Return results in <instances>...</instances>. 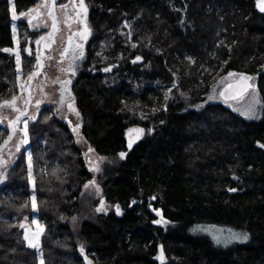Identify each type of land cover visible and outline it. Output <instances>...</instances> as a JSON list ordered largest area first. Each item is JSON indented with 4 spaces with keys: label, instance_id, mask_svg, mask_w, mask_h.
Here are the masks:
<instances>
[{
    "label": "trees",
    "instance_id": "obj_1",
    "mask_svg": "<svg viewBox=\"0 0 264 264\" xmlns=\"http://www.w3.org/2000/svg\"><path fill=\"white\" fill-rule=\"evenodd\" d=\"M13 1L17 13L34 5ZM256 1L84 0L91 37L75 98L89 150L105 161L90 168L69 126L52 106L40 108L28 131L33 184L26 149L0 184V264H264V12ZM20 35L25 76L35 61L25 41L34 36L24 24ZM14 45L11 3L0 0V108L20 94L16 54L4 51ZM232 72L255 83L259 119L204 104ZM132 127L147 134L129 148ZM8 132L0 125V144ZM89 182L101 188L106 213L84 195ZM159 211L165 226L155 222ZM35 213L46 227L42 258L20 227ZM200 223L251 240L220 247L190 231Z\"/></svg>",
    "mask_w": 264,
    "mask_h": 264
},
{
    "label": "rangeland",
    "instance_id": "obj_2",
    "mask_svg": "<svg viewBox=\"0 0 264 264\" xmlns=\"http://www.w3.org/2000/svg\"><path fill=\"white\" fill-rule=\"evenodd\" d=\"M37 6L34 9V14H37V10H42V12H46L44 15V17L40 18V19H36L34 21V24L32 25L34 28L36 29H40L38 30L39 33L42 32H46L49 27L51 26V21L49 19V14H47V10L49 6H44L45 3L47 2H43V0H39L37 1ZM12 3H14V1L12 0ZM12 3H11V12H12ZM49 5V4H47ZM16 16L17 18L14 20L13 19V29H14V38H15V45L13 47V49L11 50L12 53L16 54L17 51H21L22 52V57H20L19 59V63L18 64V70H19V85H20V92L23 89V82L24 80L28 79L30 75H23L22 74V70H21V65H22V61H23V55H24V49L22 48V41H21V35H20V27H19V23H18V18H19V13L16 12ZM59 16L62 22V32L59 34L58 39H57V46L55 47V50L53 51V54H55L54 61H52L51 63H48L47 67H46V73L41 75L38 78V82H37V92L34 94V104L32 107V110L30 111V115L32 117H34L36 115V113L39 111L40 108H42L44 105H47L49 103H52L54 99H56L57 97V93L58 90L61 86V83L63 82V80H66L67 78H72V75L64 68L63 64L64 61L62 58H60L59 53L62 51V42L63 39L67 38V35L70 33L75 32V30L80 29L79 25L77 23H75L73 21V9L70 8L69 10H65V12L62 10L61 12H59ZM27 27V26H26ZM37 37V35L34 38H30L27 41H25V43L27 44V42H33L34 43V39ZM31 43V44H33ZM17 57V54H16ZM112 66H106L104 69H108ZM101 70L104 71V73L106 74L107 71L105 70ZM33 72V71H32ZM31 72V74H32ZM234 75L232 76H227L226 79L218 77L216 80V84L214 85L212 92L210 94V96L214 97L213 99H209L204 103L205 105L208 103H223L225 105H227L230 109H232L234 112L238 113L241 115V112L245 111L248 106L249 103L251 101V98L254 94L258 93L257 87L255 86V91L254 89H252L248 94H246L245 96H243L242 98L232 101V102H225L221 97H220V91L222 90V88L230 83L233 82L235 80H238L240 77L242 76H246L249 77L248 75L245 74H241V73H236V72H232ZM255 84V83H254ZM209 96V97H210ZM259 96V93H258ZM18 98V97H17ZM260 99V97H259ZM24 95H22L21 97H19L16 101L14 106L13 105H6L3 106L0 109V119L2 121V125L5 127H8V120H11L13 118H15L16 115H18V112L21 111V108L24 105ZM261 102V101H260ZM65 107V106H64ZM23 109V108H22ZM235 109H239V111L235 110ZM62 116H58L59 119L63 120L64 122H66V118H69L70 121L72 122V124L69 126L70 130L74 136V140L76 142L77 145L83 147L85 149V157L87 158L89 167L92 168L93 170L95 169L97 172L100 169V165L103 163V161H105L104 158L100 157L99 155H97L93 150H89V145L87 144L86 140L84 139L83 135H82V117L81 114L79 113V111L77 109H67L66 107L62 110ZM243 117H245L244 115H241ZM261 117V103L260 105H257V111H256V118L253 119H249V120H256L259 119ZM246 118V117H245ZM248 119V118H247ZM22 129H24V131L26 130L27 132V136H24V141L26 139V143L22 140V137L20 135V133H18L16 135V137L8 142V144L6 145V148L0 151V160L4 161L3 163H0V184H2L4 177L5 176V171H7V169L11 166V164H13L14 160L16 159V157L24 150L26 149L27 152V156H28V160H29V155L31 156V160H32V152L30 150V146H29V135H28V122L24 121L22 124ZM75 129V130H74ZM142 130V131H141ZM147 134V132L145 131V129L140 128V127H132L130 128V130L128 131V139L129 140H138L140 138L145 137ZM19 149V150H17ZM30 180L31 183L33 184L34 182V175L32 172V169L30 170ZM88 186L85 187L84 189V195L88 198L91 199V201H96L98 200L97 203V209H100L98 212L101 213H106L108 211V207L107 204L105 202L101 201V196H102V191L101 188L99 187V185H97L95 182H89L87 184ZM33 197H35V193L32 192L31 193V200L33 202ZM36 210V208H35ZM158 215V220L160 221V223H156L157 225L160 226H165L166 224V220L163 218L162 213L159 211L157 213ZM21 229L23 230V235H27V230H28V226L26 227H22L20 226ZM30 231H31V235H27L29 240H32L33 242H35V234L37 233V231L39 230V228H43V232L40 233L39 235V244H38V248L37 249L40 253V258H42L41 256V245H42V240L41 237L44 235V232L46 230V227L43 225V223L39 220L37 214H34L33 220L31 222V227H30ZM231 230V232L229 231ZM192 233L194 234H198V235H206L208 237H210L213 242L220 247H230L232 245L235 244H247L250 242L251 240V235L247 232H243V231H237L234 230L230 227H225V226H219V225H215V224H206V223H200V224H195L191 230ZM231 233H238V234H247L248 235V239L246 241H241V240H236V239H232ZM214 237L219 238L220 242L218 243L216 239H214ZM28 240V242H29ZM91 262V264H94V262H92L90 259H85V263L88 264V262Z\"/></svg>",
    "mask_w": 264,
    "mask_h": 264
},
{
    "label": "flooded vegetation",
    "instance_id": "obj_3",
    "mask_svg": "<svg viewBox=\"0 0 264 264\" xmlns=\"http://www.w3.org/2000/svg\"><path fill=\"white\" fill-rule=\"evenodd\" d=\"M37 1L39 0H34V5L29 9L32 10L31 13L29 14L28 11H24L22 13H19V18H18V23L19 27L24 24L30 29V32L33 34L35 37L34 43L33 42H27L26 46V52L30 57H34V66L32 69V74H30L29 78L24 80L22 86L23 89L20 92V94L17 96L18 98L24 95V105L23 109L21 108V111L18 112V115L15 116V118L8 120V136L6 137V140L8 142L12 141L18 133H20L22 140L24 139L25 136V131L22 129V124L24 121L28 122V128L30 127V124L34 122V119L38 116V112L34 116V118L29 114L30 111L32 110L33 104H34V94L37 92V82L38 78L46 73V67L48 63H51L54 61V56L53 51L55 50V47L57 46V39L59 34L62 32V22L59 16V12L62 10L65 12V10H69L70 8L73 9V21L77 23L80 27V29L75 30V32L70 33L67 35L66 39H63L64 42H62V51L59 53L60 58L63 59L64 61V68L72 75V78H67L66 80H63L61 83V86L58 90L57 97L56 99L53 100L52 103H49L47 105L52 106L53 113L55 116H62V110L66 107L67 109H77V103H76V98H75V91H76V83L79 81L82 71L84 70L83 64L86 60L87 57V46L89 39L91 37V30L89 31L87 38L85 39L83 36L80 35L84 31L83 27V22L85 23L84 19V14L80 12L79 9V0H55L56 1V7H57V16H58V25H59V30L56 36V39L54 41L53 48L49 51H45L42 49V37H44L50 30L51 26L46 32L39 33L38 30L34 28L32 25L34 24V21L36 19H40L44 17L46 12H42V10H38L39 14H34V9L37 6ZM43 2H47L49 4L47 14H49V9L51 5V0H43ZM75 4V7L73 6ZM61 5H68L67 8H62ZM88 10V9H87ZM77 12H80V15L77 16ZM23 14V15H21ZM49 16V15H48ZM50 19V17H49ZM88 19H89V13L86 18V24L88 26ZM51 21V19H50ZM71 37V44L69 43V38ZM39 41V43H37ZM33 43V44H31ZM23 47V46H22ZM67 49L66 54L62 55V53H65V50ZM19 56L22 57V52L17 51ZM16 53V54H17ZM82 53V54H81ZM113 71V70H112ZM112 71H107V72H112ZM104 73V71H103ZM15 98L14 100L16 101L18 98ZM10 105V104H9ZM65 106V107H64ZM2 108V107H1ZM0 108V109H1ZM23 113V115H22ZM17 117H19V120H17ZM15 121V124L13 122ZM68 126L72 124L69 118H66V122H64ZM0 125H2V121L0 119ZM3 126V125H2ZM5 127V126H4ZM13 128L15 131H13ZM70 128V127H69ZM9 137L11 139L9 140ZM5 140V141H6ZM5 141L0 144V146H3L1 150L5 149ZM24 141V140H23ZM8 144V143H7ZM8 170V169H7ZM7 171H5L6 173ZM4 173V174H5ZM4 177V176H3ZM27 235H31L30 227H27Z\"/></svg>",
    "mask_w": 264,
    "mask_h": 264
},
{
    "label": "snow or ice",
    "instance_id": "obj_4",
    "mask_svg": "<svg viewBox=\"0 0 264 264\" xmlns=\"http://www.w3.org/2000/svg\"><path fill=\"white\" fill-rule=\"evenodd\" d=\"M10 3H12V0H9ZM45 7L48 6L47 3H45L44 5ZM75 7V4L73 5ZM257 6L259 7L260 11L261 12H264V0H257ZM52 7L54 8L55 7V0H52ZM62 8H67L68 5H61ZM79 9H80V12H82L84 14V18H85V27H84V31L82 33H80L81 36H83L85 39L87 38V35L90 31V29L87 27V24H86V14H87V7L84 3V0H79ZM32 10H29V14L31 13ZM80 12H77V16L80 15ZM37 14H39L38 10H37ZM23 15V14H21ZM49 15H52V12H49ZM17 16H16V13H15V5L14 3H12V19H16ZM56 22H55V16H53V31H56ZM43 39V37L41 38ZM37 43H39V41H37ZM69 43L71 44V37L69 38ZM4 51H11V49H4ZM67 52V49L65 50V53H62V55L66 54ZM82 54V53H81ZM19 54L17 53V62L19 63ZM137 60H140L141 58L140 57H137L136 58ZM105 71H109L110 69H104ZM229 76H232L234 75L233 73H229L228 74ZM251 77H246L244 76L242 78V84H243V88H242V91H246L247 89L249 88H252L254 89L255 91V86L252 85V84H249L247 83L248 80H250ZM232 86L229 85V88H231ZM220 95L224 96L225 97V100L227 101V99L229 98L228 94H227V91L225 92H221ZM167 98V97H166ZM214 97L210 96L209 99H213ZM260 99H259V96H258V93L254 94L251 98V101L249 103V106L248 108L241 112V115H244L246 118L248 119H253V118H256V111H257V105H260ZM5 105H8V104H11L14 106L15 104V100L9 102V101H5L4 102ZM237 111H239V109H235ZM23 115V113H22ZM34 118V117H33ZM17 120H19V117H17ZM13 124H15V121L13 122ZM75 130V129H74ZM13 131H15V129L13 128ZM142 131V130H141ZM25 136H27V132L25 130ZM11 139V137H9V140ZM25 143L27 142L26 139L24 141ZM8 141L6 140L5 141V146L7 145ZM3 146H0V149H2ZM129 147H131V144H129ZM260 147H264V144H261ZM19 150V149H17ZM91 151V149H90ZM121 157L123 158L126 154L125 153H120ZM4 161L0 160V163H3ZM29 168L31 169V156L29 155ZM88 185H85V187H87ZM230 191H235V189H229ZM33 199V208L36 207V204H35V197L32 198ZM98 211L100 209H97ZM75 219V218H73ZM156 223H160V221H155ZM23 226V225H22ZM231 232V230H229ZM43 232V228H39V230L37 231V233L35 234V242H33L32 240H29L28 236L25 235V239L26 240H29V245L33 248H38V244H39V235L40 233ZM231 236H232V239H236V240H241V241H246L248 239V235L247 234H238V233H231ZM214 239L217 240V242L219 243L220 240L219 238L217 237H214ZM81 252L83 253L84 252V249H83V246H81ZM163 254V249H161V258H163L162 256ZM41 256H42V253H41ZM85 259L87 260V257H85ZM41 264H43V260L41 259ZM88 264H91V262L89 261Z\"/></svg>",
    "mask_w": 264,
    "mask_h": 264
},
{
    "label": "water",
    "instance_id": "obj_5",
    "mask_svg": "<svg viewBox=\"0 0 264 264\" xmlns=\"http://www.w3.org/2000/svg\"><path fill=\"white\" fill-rule=\"evenodd\" d=\"M256 4H257V1H256ZM49 12H52V15H49V17L51 19V28H50L49 32L43 37V39L41 41L42 49L45 50V51H49V50H51L53 48L54 41L56 39L58 30H59L56 1H55V7L53 8L52 7V0H51V5H50ZM87 15H88V10H87L86 18H87ZM53 16H55L56 29H57L56 31H53ZM83 20L85 21V18ZM82 24H83V27H84L85 23L83 22ZM108 69H110L109 71L113 70L112 67H110ZM243 77L244 76L240 77L238 80H235L233 82H230V83L226 84L222 88L220 93L227 91V94L229 96V98L226 101L225 97L220 95V97L225 102H232V101L238 100V99L242 98L243 96H245L246 94H248L252 90V88H249L246 91H242V88H243L242 78ZM247 83L254 85L252 78L250 80H248ZM229 85H231L232 87L229 88ZM135 141L136 140H131L130 144H133ZM129 148H131V147H129Z\"/></svg>",
    "mask_w": 264,
    "mask_h": 264
}]
</instances>
